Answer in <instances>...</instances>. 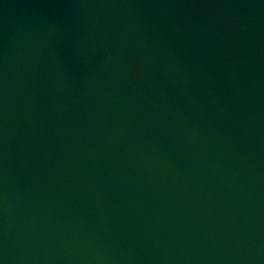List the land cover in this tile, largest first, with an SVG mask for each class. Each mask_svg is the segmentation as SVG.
<instances>
[{"label": "water", "instance_id": "1", "mask_svg": "<svg viewBox=\"0 0 264 264\" xmlns=\"http://www.w3.org/2000/svg\"><path fill=\"white\" fill-rule=\"evenodd\" d=\"M0 264H264V0H0Z\"/></svg>", "mask_w": 264, "mask_h": 264}]
</instances>
